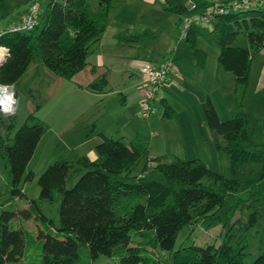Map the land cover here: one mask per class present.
Segmentation results:
<instances>
[{"label":"trees","instance_id":"1","mask_svg":"<svg viewBox=\"0 0 264 264\" xmlns=\"http://www.w3.org/2000/svg\"><path fill=\"white\" fill-rule=\"evenodd\" d=\"M189 1L166 0L163 6L165 11L179 16V27L184 18L199 14L207 6L199 2L197 9H190ZM111 3V0H50L43 13H40V4L33 30L12 33L9 27L5 28L0 48H7L9 55L0 68V84L15 85L32 63L42 64L51 72L72 80L88 67L90 50L99 47L107 30ZM212 23L211 34L220 50V65L233 73L239 88H247L253 59L264 49V4L217 16ZM150 33V30L139 34L125 32L117 38L133 46L142 43ZM197 34L192 26L185 39L190 42L195 66L205 69L208 55L198 48ZM240 35L248 46L236 45ZM138 74L141 76L139 71ZM109 87L107 75H101L80 89L106 95ZM159 104L163 107L164 120H173L184 109L178 102L170 104L162 93L154 104L155 113L144 119L155 117ZM205 105L206 124L213 138L224 139L225 145L218 144L217 150L227 153L234 175L247 163L263 161L242 146L249 139L245 118L238 116L222 121L210 98ZM49 129L34 113L18 128L15 114L0 112V163L6 175L5 182L0 179V264H16L23 259L27 264H80L85 250L89 251L91 262L101 256L115 257L124 250L120 264H141L144 261L141 253L148 247L173 252L181 230L199 221L207 229L219 224L227 226L236 211L246 205L253 208L249 218L251 225L256 215L264 219V177L249 200H239L233 194L238 180L226 179L201 160L175 157V161L167 163V156L151 158L141 135L125 142L124 138L100 133L96 159L58 161L40 177V199L54 201L57 194L62 198L60 227L56 228L37 203L30 201L31 206L22 210L23 216L34 217L31 211L34 206L49 224L35 237L24 224L12 227L17 213L15 201L28 199L21 183ZM139 166L141 170L137 173ZM34 178L35 174L30 172L26 179ZM205 180L212 181V186L206 185ZM152 231L155 237L147 241L148 232ZM36 239L43 244L40 258L31 254V248L37 245ZM173 264L244 263L242 254L234 253L226 242L219 247L182 248L173 253ZM252 264H264V251Z\"/></svg>","mask_w":264,"mask_h":264},{"label":"rangeland","instance_id":"2","mask_svg":"<svg viewBox=\"0 0 264 264\" xmlns=\"http://www.w3.org/2000/svg\"><path fill=\"white\" fill-rule=\"evenodd\" d=\"M34 1L0 0V30L17 23L31 9ZM49 2L50 0H40V13L46 10ZM111 2L107 30L102 36L99 47L90 50L88 57L90 64L86 69L72 80H68L51 72L42 64L32 63L23 77L13 85L16 105L12 114L17 117V127L20 128L33 113L40 121L50 126L29 163L21 183V188L28 199L15 201L17 213L12 227L17 228L20 224H24L35 237V234L46 229L49 224L39 216L34 206L31 211L35 218L31 215L23 216L22 210L31 206L30 201L37 203L43 215L52 221L56 228L60 227L61 196L57 194L54 201L40 199L39 179L46 169L58 161L74 162L94 147L96 154L97 145L93 139L98 138L99 132L103 129L109 136L124 138L125 142H128L136 137L134 118L143 121L144 125L147 123V120L140 116L143 78L138 74L140 66L146 59L158 61L173 54L182 60V65L189 73V77H193V82L199 78L198 74L200 76L202 74L193 66L194 58L190 42L188 43L180 35L178 15L165 11L159 1L150 3L147 0H111ZM96 6L97 4L93 2V7ZM151 28L152 34L150 33L151 35L142 43L135 46H128L117 39V35L121 33L139 34ZM194 28L198 33V48L208 55V68L203 86L207 95H201L195 83L183 91L184 95H180L178 99L190 108L184 119L180 117L178 119L177 116L172 122L166 120L165 133L148 128L158 135L157 140H153L152 153H164L167 156V163L175 161V157L201 160L209 169L224 175L226 179L238 180V188L233 194L237 199L246 201L264 177V147H257L264 146V95H257L255 92L257 65H252L248 87L239 88L233 73L225 70L219 63L220 50L211 34L213 23L195 22ZM236 45L245 47L248 46V42L243 35H240ZM100 48L105 55L104 67L98 60ZM93 66H95L94 70ZM104 73L110 80V92L106 95L76 89L75 85L89 83ZM88 79L90 81L86 82ZM176 95L177 89L171 88L168 92L170 102L174 101ZM207 98L211 99L222 121L233 120L238 116L245 118V130L249 139L242 146L261 157L263 161L243 165L237 175L231 172L229 156L226 152L219 153L217 150L218 144L225 145L224 139L219 136L213 138L212 132V137L208 135L211 130L205 121L206 105L201 104V101L206 103ZM194 110L202 112L200 116L204 118L205 125L186 128L183 120L190 125L189 118ZM162 114L163 107L161 108L159 104L158 113L154 118ZM188 128L190 130L186 133ZM88 135L92 138L90 141L86 140ZM149 137L143 135V140L151 150L152 139ZM200 137L203 143L199 142ZM143 164L144 162L141 165ZM140 170L139 166L137 173ZM30 172L35 174V178L27 181ZM5 178L0 163V179L5 182ZM204 183L212 186L210 180H205ZM71 185L69 181L68 188ZM246 206L236 211L227 226L219 224L207 229L202 221H199L197 224L185 227L177 237L173 252L163 251L157 246L148 247L141 253L144 259L141 264H173V253L182 248L192 246L205 248L213 245L219 247L226 242L234 253L242 254L244 264H252L264 251V219L256 215V220L251 225L249 218L253 208ZM148 233L147 241L153 240L155 232ZM36 241L37 245L31 248V254L40 258L43 244L37 239ZM123 252L124 250L120 251L115 257L101 256L91 262L89 251L85 250L84 261L80 264H120V255ZM16 264H27V262L23 259Z\"/></svg>","mask_w":264,"mask_h":264},{"label":"built area","instance_id":"3","mask_svg":"<svg viewBox=\"0 0 264 264\" xmlns=\"http://www.w3.org/2000/svg\"><path fill=\"white\" fill-rule=\"evenodd\" d=\"M206 3L207 6L197 15L187 16L180 26V35L186 38L188 31L194 23L209 22L221 15H228L231 12H239L258 4H264V0H190L188 8L197 9L198 3ZM40 9V3H34L30 11L23 16L17 23L9 27L12 33L28 32L35 28L36 16ZM197 16V17H196ZM196 17V18H195ZM0 30V38L4 34ZM9 55V50L5 47L0 48V63L5 61ZM177 62L173 54L166 59L163 65H156L147 61L139 68L143 78V93L141 101V116L149 118L156 111L154 104L161 99V94L171 87L172 78L176 75ZM15 90L13 86L0 84V112L5 115H12L16 105Z\"/></svg>","mask_w":264,"mask_h":264},{"label":"crops","instance_id":"4","mask_svg":"<svg viewBox=\"0 0 264 264\" xmlns=\"http://www.w3.org/2000/svg\"><path fill=\"white\" fill-rule=\"evenodd\" d=\"M147 1L150 2V3L159 1V2H161L163 4V6H164V4L166 2V0H147ZM27 13L28 12H26L23 16H25ZM149 30H153V29L151 28ZM118 35H117V37H118ZM135 45H137V44H135ZM135 45H133V46H135ZM104 57H105V55H104V53H102L101 48H100V51H99V54H98V60H99V64L101 66H103V67H104V64H105L104 63ZM174 57H175V55H174ZM167 58H168V56H165L164 58H160L158 61H152L150 58H148V59H146V61H144V63L147 62V61H151L152 63H154L156 65H163L165 63V61H166ZM175 59H176V62H177L176 75H174V77L172 78V82L173 83H172L171 87H169L168 89H166L165 92L163 93V97L165 99H167V101L170 104L175 103V102H178V103H180L183 106V108H184L183 111L178 115V119H179V117L181 119V118L185 117V115L188 113V111L190 109L187 104L181 103V101L178 99L180 95H184L183 94V91H185L187 87H189L193 83H195L198 86V90H200V94L203 95V96H206L207 95V93H204L205 90H203V86H205L204 79H205V72L207 71V68H208V63L206 65V68L205 69H199L198 67L195 66V62L193 61V63H194L193 66L196 69H198L197 71H201V73H202L201 76H200V74H198L199 75V78L196 79V82H193V77H189V75H188L189 73L186 71V69L182 65V60L178 59L177 57H175ZM252 65H254V66L257 65V69H258V71H257V80H256V84H255L256 85V91L255 92L257 93V95H260V94H263L264 95V49L253 59ZM93 67H95V66H93ZM251 70H252V68H251ZM102 75H107V74L104 73ZM89 81H90V79H88L86 82H89ZM91 82H89V83H79V84L75 85L76 86V89H78L79 91H81L82 89H80V86H87ZM171 88H176L177 89V95L174 98V101L173 102H170V100L168 98V92L170 91ZM83 91H85V90H83ZM85 92H87V91H85ZM201 104L205 105V103H203V101H201ZM192 113H193V115H191V117L189 118L190 125H187L186 124V121L183 120L184 121V126L186 128L189 127V126L191 128H195V126H198V125H202V126H203V124L205 125L204 118H201V116H200V115H202V112H200V111H197L196 112V110H194ZM134 117H136V116H134ZM169 121L172 122V120H169ZM133 122H134V124L136 126V136L137 135H141L143 137V135H145V136L148 137V135H149L150 136L149 138L152 139L151 144H150L151 150L149 149L151 158H156V157H160V156H166V155H164V153L163 154H159V152L152 153L153 140H155L158 135H156L155 131H149V130L157 129L159 132L161 130V131H163L165 133L166 131L164 130V127H165L167 121L164 120L162 118V116H160L158 118H154L153 117V118L147 120V123L145 125H144V122L143 121L137 120L136 118H134V121ZM148 128H150V129L148 130ZM189 128L185 131L186 133L191 129V128L190 129ZM100 133H103V134L109 136L108 133L104 129L101 130L99 132V134ZM99 134H98V138L95 137L93 139L95 141V144L96 145H98L101 142V138H100ZM162 135H163V133H162ZM208 135H209V137H212L211 131L208 133ZM44 137H45V135L43 136V138ZM43 138H42L41 142L39 143L37 149L39 148L40 144L42 143ZM163 138L164 137L162 136V139ZM200 138L201 139H199V142L203 143L202 137H200ZM90 139H92V138L88 135L87 138H86V140L87 141H90ZM158 139H159V137H158ZM81 147H83V146H81ZM80 154H82V153H80ZM82 157H88L91 160L96 159L97 158V154H95V147H94V149H91L89 151V153H87L86 155H82ZM82 157H79V158H82Z\"/></svg>","mask_w":264,"mask_h":264},{"label":"water","instance_id":"5","mask_svg":"<svg viewBox=\"0 0 264 264\" xmlns=\"http://www.w3.org/2000/svg\"><path fill=\"white\" fill-rule=\"evenodd\" d=\"M3 63H4V61H2V62L0 63V68H1V66L3 65Z\"/></svg>","mask_w":264,"mask_h":264}]
</instances>
